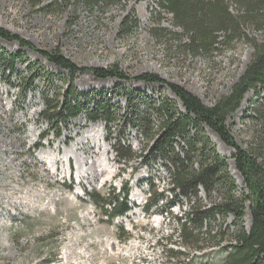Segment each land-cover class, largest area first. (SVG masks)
Masks as SVG:
<instances>
[{
	"label": "rangeland",
	"instance_id": "rangeland-1",
	"mask_svg": "<svg viewBox=\"0 0 264 264\" xmlns=\"http://www.w3.org/2000/svg\"><path fill=\"white\" fill-rule=\"evenodd\" d=\"M157 1L111 0L88 9L74 5L54 16L31 11L26 0H0V29L35 49L0 40V264L222 263L215 250L196 253L181 246L175 222L180 208L149 146L124 118V98L130 92L167 96L179 108L168 94L170 84L212 107L242 77L252 49L240 41L207 55L188 54L176 41L185 37ZM243 29L247 39H264V32ZM36 51H58L82 69L72 87L80 94L110 97L115 122H88L84 113L74 119L51 113L47 118L54 121L45 120L42 97L54 106L69 76ZM3 52L19 55L15 66L9 67ZM113 66L125 80L98 79L87 71ZM44 73L51 75L48 83ZM149 75L163 83L141 79ZM255 102L248 92L225 121L234 144L244 151L256 126L250 112ZM204 133L226 159L237 194H244L235 151L210 130ZM92 194L99 197L98 206ZM107 195L127 212L112 220L102 216L100 202Z\"/></svg>",
	"mask_w": 264,
	"mask_h": 264
},
{
	"label": "trees",
	"instance_id": "trees-1",
	"mask_svg": "<svg viewBox=\"0 0 264 264\" xmlns=\"http://www.w3.org/2000/svg\"><path fill=\"white\" fill-rule=\"evenodd\" d=\"M108 1L111 0H26L31 11L54 16L74 5L88 9L103 6ZM156 3L164 13L171 15L173 29L180 30L185 37L176 41L188 54L207 55L221 46L241 41L252 49L251 59L242 77L212 107L203 106L184 89L168 84V94L179 102V108L167 96L152 99L140 92H130L124 98V118L134 125L141 141L149 146L153 161L166 174L171 200L180 208L175 222L181 246L196 253L215 250L223 258L221 264H264V39H247L243 29L264 32V0H231L233 6L225 0H158ZM0 40L35 51L22 38L2 29ZM36 52L69 76L63 95L54 96V106L48 96L42 97L44 110L41 115L45 120L54 121L47 118L51 113L66 119L84 113L88 122L100 121L106 125L115 122L110 97L98 93L80 94L72 87L75 76L82 69L58 51ZM3 54L10 68L18 62V54ZM39 70L44 72L42 67ZM87 71L103 80L126 78L117 66L88 68ZM42 79L48 83L52 78L44 73ZM141 79L163 83L156 75ZM248 92L256 97L250 107L256 126L248 150L244 151L234 144L225 121L239 109ZM204 128L235 151L234 168L241 177L244 194H237L226 159L218 155ZM130 158L131 155L125 157V161ZM89 197L98 206L99 197L93 194ZM107 198L100 202L101 210L105 211L102 216L112 220L127 212L122 204L109 199V195ZM246 203L250 216L248 230L242 224Z\"/></svg>",
	"mask_w": 264,
	"mask_h": 264
},
{
	"label": "bare ground",
	"instance_id": "bare-ground-1",
	"mask_svg": "<svg viewBox=\"0 0 264 264\" xmlns=\"http://www.w3.org/2000/svg\"><path fill=\"white\" fill-rule=\"evenodd\" d=\"M131 6V5H130Z\"/></svg>",
	"mask_w": 264,
	"mask_h": 264
}]
</instances>
